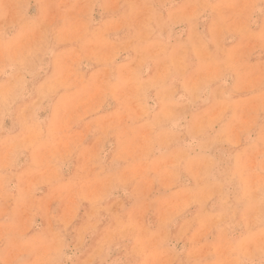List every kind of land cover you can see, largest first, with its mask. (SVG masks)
<instances>
[{"label":"rangeland","instance_id":"374dc122","mask_svg":"<svg viewBox=\"0 0 264 264\" xmlns=\"http://www.w3.org/2000/svg\"><path fill=\"white\" fill-rule=\"evenodd\" d=\"M0 264H264V0H0Z\"/></svg>","mask_w":264,"mask_h":264}]
</instances>
